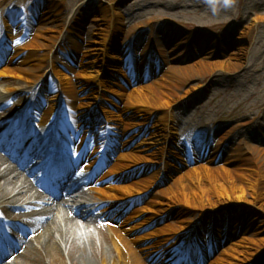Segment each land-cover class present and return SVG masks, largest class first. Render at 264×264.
<instances>
[{
	"label": "bare ground",
	"instance_id": "obj_1",
	"mask_svg": "<svg viewBox=\"0 0 264 264\" xmlns=\"http://www.w3.org/2000/svg\"><path fill=\"white\" fill-rule=\"evenodd\" d=\"M7 1L9 0H0V6H6ZM114 3L116 1L111 0L108 7L97 10L99 22L107 24L106 37L113 31L114 36H117V31L114 29L116 24ZM39 5L40 3L32 2L24 6L17 4L19 17L16 13L6 16L8 25L5 27V36L0 38V84L7 85L0 89V111H4L3 108L9 98L19 93L20 97H23L26 93L30 94L32 88L38 89V96H32L30 107L26 111L32 118L31 126L24 131L12 155L4 157L0 153V235H3L1 240L4 244L0 264H45L44 256L62 253L67 257L69 264H92L91 257L96 260V264H169L168 262H171L168 260L169 255L172 256L171 259L180 257L177 243L171 238L172 236H166L162 241L157 242L154 252L141 243L146 238L140 236L141 231L146 226H151V223L165 211L174 209L178 204H191V199L199 196L201 198L218 196L224 198L225 202L248 201L257 207L264 205V157L248 159L243 151L238 153L241 149L236 146L235 157L226 160L227 168L205 170L200 175L192 174L199 173L203 168H192L191 172H188L189 176L178 177L168 188L158 193V203L150 201L142 208H136L135 206L141 203L155 184L166 183L168 175L170 176L163 155L155 170L143 168L139 162L145 160L142 154L146 153L147 156L152 157L162 152L170 143L171 131L175 132V124H172L168 118L172 105L179 99L177 94L180 90L175 86L174 77H187L193 70L200 73L203 68L209 71L213 66L206 63L201 65V62H197L192 66L182 67L181 70L172 69V74L168 76L160 77L155 74L151 82L145 86H120L115 90L108 88V96L100 94L95 97L98 107H100L99 100L106 101L100 107L105 116L104 120L98 122L99 126L90 125L93 113L82 111L85 108L81 102L84 96L81 97L82 99L76 98L75 93L91 91L106 69V64L119 62V57L110 53L114 49L112 37L108 36L109 40L105 45L103 44L101 54H98V49L94 50L91 64L84 62L83 58L75 61L74 55L81 51L85 52L87 48L80 50L75 42L70 45L66 42L60 43V31L55 32L59 14L56 5L51 4L43 8L44 13ZM51 21H56L55 26L48 24ZM37 22L41 24L33 31ZM98 28L99 26H94L89 34ZM13 30H16L15 36L12 35ZM251 30L252 28H247L243 32L244 40L250 35ZM29 32L33 33L32 39L22 42L24 38H28ZM72 35L75 36L74 33ZM138 36L142 38L144 35L137 33L136 37ZM125 39L127 42L131 41L129 36ZM152 39H154L153 35ZM149 43L150 40L147 44ZM60 45L64 47L65 60L71 65H78L80 69L81 76L78 77L83 81L76 86L67 81V74L63 73L64 70L68 72L69 68L60 63L58 66L56 55ZM238 46L236 54H233L226 65L228 69L233 66L232 60L238 61L242 56L245 46L243 42ZM46 49H49V54L43 52ZM188 55L192 56V53L189 52ZM147 57L140 65L146 67L148 76L151 65ZM48 70L49 74H54L57 79H60V73L65 75L62 76L63 80L59 81L58 88L50 86L49 76L44 77ZM175 71L180 74H176ZM151 72L156 73L154 68ZM88 79L90 81H87ZM164 108L167 109L165 114ZM3 115L5 116L0 123V150H9L7 145L15 130L12 126L6 125L10 113L4 111L0 116ZM56 119L57 131L63 137L64 148L76 154L75 161L70 162L67 156L48 155L50 143L47 141L46 128L37 133L30 145L26 144L28 136L34 134L33 127L48 126ZM235 128L236 131L241 129L240 126ZM127 132H132L130 136L137 137L141 141L137 144L136 150L132 145H128L117 155L115 146L125 143ZM261 132V136H255V140L264 146L262 126ZM203 135L192 133L183 140L182 144L187 146L191 137L195 147L199 148L203 139H211L210 133ZM76 137L79 138L78 142ZM233 140L234 138H229L227 141ZM90 145L92 153L88 154ZM12 148L10 147L11 150ZM109 150V153L102 155L103 151L106 153ZM114 151L115 157L112 154ZM259 153L264 154V147ZM61 157H63L62 171L56 174L53 169H49L46 174L49 177L55 175L56 178L55 184L53 183L56 192L50 193L53 197L51 204L53 208L45 207L27 198L24 185L29 183V178L23 173L15 172L10 165L12 160L22 161L21 168L24 164L41 162L42 165L34 167L29 173L37 178ZM145 161L151 160L146 158ZM70 165L76 167L78 171L92 172L88 185L89 192L83 191L78 182L74 183L75 177L72 175ZM3 166L6 167L2 169ZM70 182L73 184L68 187ZM31 188L34 190L32 186ZM58 195L62 197L59 200H57ZM200 203L202 206L213 205L209 200H201ZM59 206L65 216L57 211ZM178 217L181 225L179 229H188L184 237L189 240L196 234L194 222L189 223V218L184 219L180 212ZM97 219L107 223L112 234L109 240L104 239L101 226L95 225ZM77 221H81V228ZM89 226H95L100 233L99 238L96 239L89 233ZM221 226L225 227V225ZM262 228L264 231V225ZM169 230L172 233L178 231L171 227ZM76 231L81 234L77 235ZM215 232L218 234V239L223 236L221 231ZM166 233V227L159 231V234L167 235ZM157 235L149 234L148 237ZM222 243L221 239L219 244ZM230 243L231 245L218 255H226V258L231 256L230 261H232L242 254L247 245L234 244L232 241ZM173 248L175 253L171 254ZM105 249L109 252L108 259ZM8 258H12L11 263L6 262ZM59 263L65 264L58 259ZM180 264H190V261L185 258Z\"/></svg>",
	"mask_w": 264,
	"mask_h": 264
},
{
	"label": "rangeland",
	"instance_id": "obj_2",
	"mask_svg": "<svg viewBox=\"0 0 264 264\" xmlns=\"http://www.w3.org/2000/svg\"><path fill=\"white\" fill-rule=\"evenodd\" d=\"M115 1L116 24L114 29L117 31V36H114V31L110 32L108 36L112 37L114 47L113 52L110 53L119 57V62L112 64L106 62V69L91 91L75 93L76 98L84 96L83 99L81 98L82 104L85 105L82 111L93 113L90 125L97 126L99 121L104 120L105 116L100 107L106 101L99 100L100 107H98L95 97L100 94L108 96V88L115 90L120 86H145L151 82L155 74L160 77L168 76L175 68L181 70L182 67L192 66L197 62H201V65L206 63L213 66L209 71L203 68L200 73L193 70L187 77H174L178 80H175V86L180 90L177 94L179 99L172 105L168 118L172 124H175V132L171 131L170 143L165 146L162 152L160 151L152 157L147 156L146 153L142 154V158L145 160L149 158L151 161L139 162L143 168L155 170L160 164L161 155H163L167 161L170 176L168 175L166 183L155 184L141 203L135 207L142 208L150 201L158 203V193L168 188L178 177L189 176L188 172H191L192 168H203L199 173L192 175H200L209 169L227 168L226 160L235 157L236 146L241 149L238 153L243 151L248 159L263 158L264 154L259 152L264 146L257 143L255 136H261V126L264 131V0ZM30 2L40 3L39 6L42 7L43 13L45 12L43 8L51 4L56 5L59 13L58 21H51L48 24L55 26L56 22L55 32L60 31V43L66 42L70 45L75 42L80 50L87 48L85 52L81 51L74 55L75 61L83 58L84 62L91 64L94 50L98 49V54L102 53L103 44L105 45L109 38L106 37L107 24L99 22L97 10L101 7H108L111 0H9L6 6H0V38L5 36V27L8 25L5 16L15 12L19 17L17 4L24 6ZM11 20L13 22V19ZM39 24L36 23L33 31L38 28ZM93 25L99 26V28L89 34ZM247 28H252V30L245 41L242 34ZM73 33L75 36L72 35ZM137 33L144 36L137 38ZM12 35H16V30L12 31ZM27 35L28 38H24L22 42L32 39V32ZM152 35L156 41L152 39ZM126 36L131 38L130 42L126 41ZM242 42L245 47L241 58L238 61L232 60L233 66L228 69L227 63L230 62L233 54H236L238 45H242ZM127 44L128 46H126ZM60 46L56 55L58 66L62 64L69 68L68 72L64 70L63 73L67 74V81L76 86L83 81L78 77L80 69L78 65H71L65 60L64 47ZM49 49L43 52L49 54ZM128 49L134 54V62L129 66V72L126 73L122 69V61ZM20 50L23 51V49ZM189 52L192 53V56L188 55ZM146 56L151 57V65L155 66L157 71L156 73L152 72L149 80L144 83L145 68H142L140 64ZM49 70L44 77L49 76L50 86L58 88L59 81L63 80L62 76L65 75L60 73V79H57L54 74H49ZM175 72L180 74L178 71ZM12 80L14 79L12 78ZM4 86L7 85L0 84V89ZM19 94L11 98L4 108L12 116L20 114L21 108L28 104L34 94H38V90L37 87H34L30 94L26 93L23 97H20ZM166 110L163 109L164 114ZM238 126L241 129L236 131L235 127ZM127 133L125 143L117 145V155L122 150L120 145L125 147L130 144L136 150L137 144L141 141L137 137H131L132 132ZM192 133L200 136L210 133L211 141L206 142L201 150L203 156H198V153L194 151H198L199 148L194 146L191 137L190 143L187 146L183 145L185 155L181 152V141L187 139ZM229 138H234V140L228 142ZM33 139L30 140L33 141ZM226 142H228L227 145ZM138 148L140 149V147ZM15 169L19 171L18 167ZM188 193L190 195V191ZM191 200V204H178L177 207L174 206V209L165 211L151 223V226H146L140 233V236L146 238L141 243L148 246V250L154 252L157 242L162 241L166 236H172L171 238H174L177 243L179 260L186 252L191 261H202L204 248L207 246L206 234L210 230V240H212L216 251L203 263L264 264V231L262 228L264 205L257 207L242 200L225 202L224 198L218 196L211 198L199 196V198ZM201 200H209L213 205L202 206L200 205ZM158 208L161 207L158 206ZM179 212L181 216H184V219L189 218V223L194 222L195 225L194 231L197 236L186 242L182 238L188 229H179L181 228L178 222ZM59 214L63 215L64 213L62 211ZM95 225L101 226L103 229L104 239L111 238L110 229L104 221H97ZM216 225L218 226L216 227ZM221 225H225V227ZM78 226L82 227L81 224ZM165 227L167 235L159 234V231ZM169 227L178 231L172 233ZM91 230L93 229L91 228ZM217 230L223 234L220 239L215 232ZM93 232L92 235L95 238L100 235L97 231ZM154 233L158 235L148 237L149 234ZM76 234L80 235L81 233L76 231ZM221 239L223 243L219 244ZM231 241L234 244L247 245L242 254L236 256L237 258L232 261H230L231 256L226 258V255H218L224 248L231 245ZM96 243L98 244V242ZM195 246L200 249V253L197 252ZM103 247L107 249L106 246ZM106 249L107 254L105 255L108 259L109 252ZM174 253L175 251H172V254ZM62 254L55 256L48 254L43 257L44 263L58 264V259H60L63 263L69 264L67 257ZM171 257L169 255L168 260ZM8 259L10 260L7 263L12 261V258ZM90 261L92 264H96L94 258L91 257ZM173 261L168 263L172 264Z\"/></svg>",
	"mask_w": 264,
	"mask_h": 264
}]
</instances>
